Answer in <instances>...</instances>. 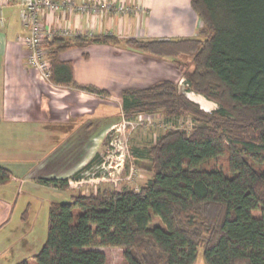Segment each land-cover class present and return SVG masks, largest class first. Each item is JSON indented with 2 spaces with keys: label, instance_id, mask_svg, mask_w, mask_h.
Segmentation results:
<instances>
[{
  "label": "trees",
  "instance_id": "trees-1",
  "mask_svg": "<svg viewBox=\"0 0 264 264\" xmlns=\"http://www.w3.org/2000/svg\"><path fill=\"white\" fill-rule=\"evenodd\" d=\"M190 5L202 23L195 35L125 42L178 67L183 60L187 89L217 107L204 110L168 79L124 89V118L157 113L167 121L190 117L195 125L168 129L143 148L152 175L138 189L51 201L46 239L33 263L13 264H105L95 249L104 246L123 248L125 264H194L199 247L205 264H264V0ZM119 41L109 33L55 35L47 41L50 81L99 92L76 84L71 62L58 53L79 42ZM11 176L0 165V185ZM42 181L68 186L66 179Z\"/></svg>",
  "mask_w": 264,
  "mask_h": 264
},
{
  "label": "crops",
  "instance_id": "crops-1",
  "mask_svg": "<svg viewBox=\"0 0 264 264\" xmlns=\"http://www.w3.org/2000/svg\"><path fill=\"white\" fill-rule=\"evenodd\" d=\"M84 1L89 0H74L76 5ZM95 1L122 4L125 9L93 15L62 5L58 11L42 13L41 21L44 26L109 33L120 39L118 43L79 42L58 53L60 60L71 62L76 84L92 86L99 92L43 80L27 64L28 49L22 40L26 29L19 6L1 1L0 147L13 155L9 160L24 162L21 166L25 170L33 166L34 181H30V186L42 184V179L77 180L75 176L99 153L106 131L123 118V90L173 81L181 75L172 59L137 50L127 45L126 39L193 36L202 25L190 0ZM54 159L58 162H48ZM97 164L99 159L94 163ZM0 165L8 166L1 162ZM11 179H16L13 174ZM23 180L24 184L29 181L21 178L18 191ZM7 209L4 200H0V233L6 227ZM17 239L6 247L7 256L2 252L0 264L24 259L26 253L19 251ZM11 249L18 253L9 257Z\"/></svg>",
  "mask_w": 264,
  "mask_h": 264
},
{
  "label": "rangeland",
  "instance_id": "rangeland-1",
  "mask_svg": "<svg viewBox=\"0 0 264 264\" xmlns=\"http://www.w3.org/2000/svg\"><path fill=\"white\" fill-rule=\"evenodd\" d=\"M183 63L182 60V65L177 66L181 75L173 81L188 98L197 102L204 110L215 109L217 104L214 101L187 89L186 77L182 74ZM122 119L118 124H115V127L106 131L100 151L97 153L100 161L98 167L82 170L77 180L68 179L66 188L61 187L60 183H58L59 187L53 183L42 182H40L42 184L30 186V181H34L32 177L35 170H31L33 166L25 170V166H21V164H25L24 162H18L16 159L9 160L13 155L8 154L0 147V162L7 163L8 166L4 167L8 168L16 178L0 186V200H4L8 208L6 227L0 233V256L2 252L7 256L8 248L6 247L18 238L16 241L20 243L19 251H25L24 258L33 263L32 256L39 251L46 239L48 207L51 201L67 202L71 195L96 193L98 190L106 188L138 189L152 175L149 170V159L143 148L154 142L168 129L174 127L190 129L195 125L190 117H178L167 121L157 113L140 114L132 120L124 117ZM126 121L129 122L125 123ZM0 141H2L1 136ZM73 142L70 144L72 145ZM2 143L0 142V144ZM50 161L54 164L58 162L55 159L48 160V162ZM220 161L224 162V159L220 158ZM21 178H27L29 181L24 184L23 180L20 191H18ZM153 222L155 223L156 220L154 219ZM95 249L103 252L105 264H125L123 248L104 246ZM15 253H18L16 249L9 250V257ZM194 264H205L201 247L198 248Z\"/></svg>",
  "mask_w": 264,
  "mask_h": 264
},
{
  "label": "built area",
  "instance_id": "built-area-1",
  "mask_svg": "<svg viewBox=\"0 0 264 264\" xmlns=\"http://www.w3.org/2000/svg\"><path fill=\"white\" fill-rule=\"evenodd\" d=\"M0 0V4H1ZM17 4L20 8L19 16L26 29V34L22 37L24 44L28 49L27 64L34 68L39 76L48 83L51 75V65L48 56L47 41L51 40L55 35L62 37H71L75 35H93L92 31L81 32L77 28L70 27H49L44 26L41 21V15L44 12H54L61 9L62 5L69 8H75L79 12L90 11L99 14L103 10L115 9V11H123L125 8L122 4L112 5L106 1L89 0L80 4H75L74 0H4ZM103 96V95H101ZM104 97V96H103ZM126 121L125 123H128ZM115 129V128H114ZM93 165L88 169H93ZM109 174V173H108Z\"/></svg>",
  "mask_w": 264,
  "mask_h": 264
}]
</instances>
